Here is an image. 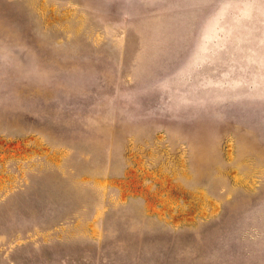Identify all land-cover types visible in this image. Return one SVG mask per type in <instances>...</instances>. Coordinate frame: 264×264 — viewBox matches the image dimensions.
I'll return each instance as SVG.
<instances>
[{"label":"rangeland","instance_id":"rangeland-1","mask_svg":"<svg viewBox=\"0 0 264 264\" xmlns=\"http://www.w3.org/2000/svg\"><path fill=\"white\" fill-rule=\"evenodd\" d=\"M0 264H264V0H0Z\"/></svg>","mask_w":264,"mask_h":264}]
</instances>
